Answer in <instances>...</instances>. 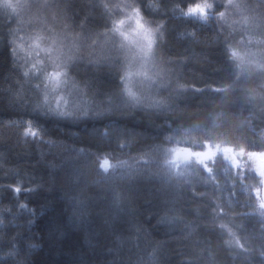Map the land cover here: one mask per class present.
Wrapping results in <instances>:
<instances>
[{
    "label": "trees",
    "instance_id": "1",
    "mask_svg": "<svg viewBox=\"0 0 264 264\" xmlns=\"http://www.w3.org/2000/svg\"><path fill=\"white\" fill-rule=\"evenodd\" d=\"M101 2L49 0L38 14L39 19L33 20L34 29L48 32L50 27L70 38L80 33L83 25L85 36L92 34L95 39L108 24ZM139 2L146 5L147 0ZM189 2L162 0L163 8L158 13L145 7L146 15L166 21L163 55L157 57L159 69L154 68L153 73L157 83L150 88L154 90L153 98L160 100L164 96L174 111L129 105L121 92L117 59L114 63L103 61L101 67L86 65V69L80 66L71 71L88 92L86 99L101 94L99 102L103 104L94 109L88 104L89 111L99 114L70 122L42 105L41 91L33 86L35 81L22 76L10 38L16 14L25 15L26 11L16 7L15 2L0 0V264H189L200 248L214 254L213 264H260L258 255L250 259L243 254L229 256L221 237L207 227L212 219L209 204L218 201L227 212L223 222L246 235V244L259 249L264 232L259 228L260 219L249 213L247 194L237 192L233 196L225 185L220 198L211 187H197V191L207 193L200 199L191 194L188 186H173L144 175L130 180L103 175L95 155L88 157L113 152L133 156L177 143L198 148V142L205 137L245 145L255 140L253 146H261L257 135L245 138L236 131L238 122L229 123L232 139L204 128L192 131L191 139L175 136L181 127L204 120L214 104L220 103V94L208 87L224 86L233 73L214 23L201 27L169 11L176 3ZM31 3L35 10L41 0ZM51 11L59 15L54 19ZM30 18L31 14L25 17ZM65 24L69 27L65 28ZM193 28L198 33L197 41L181 35ZM25 30L31 31L26 25ZM103 39L100 36L97 44ZM85 41L92 44L91 40ZM95 45L91 58L85 54L81 57L94 60L101 53L108 54ZM169 68L173 71L168 72ZM157 71L165 82L173 81L171 88L179 79L204 91L168 96L165 92L171 88L155 86L161 80L154 75ZM29 122L38 135L24 139ZM168 134L174 135L171 142L164 141ZM14 187L21 191L15 193ZM240 224L243 229L238 228ZM185 225L195 228L187 240L182 239L190 230ZM223 238H228L226 232ZM192 264L197 262L193 260ZM199 264H204L203 260Z\"/></svg>",
    "mask_w": 264,
    "mask_h": 264
},
{
    "label": "snow or ice",
    "instance_id": "2",
    "mask_svg": "<svg viewBox=\"0 0 264 264\" xmlns=\"http://www.w3.org/2000/svg\"><path fill=\"white\" fill-rule=\"evenodd\" d=\"M23 3L26 14H16L15 27L11 30L10 43L13 55L18 59V52L25 53V64L28 66L25 68L20 65L22 76L25 79H33L35 81L33 86L36 89L43 88L41 95L44 104H48L50 101V89L55 94V110L61 116H71L72 113L66 110L68 100L65 99L60 88L61 85L68 84H71L73 88L80 87V83L71 74V67L84 58L72 53L71 48L68 52L64 51L68 47L65 43L69 38L68 35H47L42 30L34 29L33 20L39 19L38 14L48 5L49 0H41L40 7L35 10L31 0H23ZM100 7L108 18L104 32L97 33L96 38L93 39L92 34L85 36L83 25H81V32L72 36V40L73 42L81 39L91 40L92 44L89 45L91 47L97 44L100 36H103L104 39L99 43L101 49L110 40L117 52L116 57L112 59L101 53L96 59H89L88 63L98 65L103 61L114 63L115 60H120L117 67L121 92L133 106L142 105L145 99L144 91L133 90L132 78L134 76L142 77L143 80L157 83L156 80H153V75H150V72L152 68L159 69L157 57L162 58L166 41V21L156 20L146 15L145 7L153 13H158L163 8L162 0L159 2L147 0L146 5H141L139 0H102ZM169 11L172 15L179 13L185 21H190L201 27L216 24L219 29L218 37L222 36L220 43L223 45L226 59L233 69L231 80L224 83V86L208 87L213 92L220 94V103L214 104L204 120L181 127L175 136H179L181 139L185 137L191 139L192 131L204 128L211 133H219L221 136L232 139L233 129L229 127V123L238 122L236 131L243 133L245 138L249 135L255 137L257 129L260 130L261 146H253L256 143L255 140L245 145L244 143L231 144L223 140L214 142L205 137L198 142V148L181 147L179 143L167 148L161 163L166 166L173 177L178 178V183H180L179 178L184 176V170L197 166L203 172L208 173L212 181H215V176L212 175L213 167L210 165L215 163L217 157L223 156V159L236 170L237 178L241 182L253 181L250 189H246V191L249 199L254 198L258 204L259 228L264 232V0H220L219 6H217V0H190L187 4L176 3ZM29 14H31V18L25 19ZM51 15L55 19L59 13L51 11ZM25 25L31 31L21 35ZM236 25H240V27L237 28ZM68 27L65 24V28ZM49 31H54V29L50 28ZM181 35H187L193 41L198 40L195 28L193 31ZM72 47L79 50L78 44L73 43ZM121 53H123V59H121ZM33 57L34 62L29 64V60ZM160 71L154 75L159 77ZM172 71L171 68L168 69V72ZM172 84L173 81L169 79L166 83L161 82V87L168 90ZM175 85V88L168 91V96L179 97L188 92L200 93L204 91L195 84L181 83L179 79L175 81ZM82 91L86 92L84 88ZM157 91L159 92V90ZM161 97L160 100H151V103L145 106L153 109L163 107L174 111L170 108L167 99L164 96ZM61 104L64 105L63 108H61ZM84 115H87V111L84 112ZM24 135L36 137L38 130L33 129L29 122L24 129ZM173 138V134H168L164 137V141L171 142ZM142 162L148 163V160ZM113 167L114 165L107 157L100 162V168L104 172H108ZM190 183L191 181L185 179L182 181L181 187L186 188L185 185ZM187 189L193 196L200 199L207 195L206 192ZM13 191L18 194L21 188L14 187ZM230 194L236 195L234 191ZM20 207L24 208L25 206L21 205ZM196 211L199 214L198 208ZM209 214L212 219L207 227L211 232L221 237L229 256L236 258L243 254L245 259H250L258 255L260 264H264V243L259 249L246 244L245 240L248 239L246 235L238 234L223 222V217L227 215V212L218 201H212L209 204ZM169 222L172 220L169 219ZM0 223H3V220H0ZM185 228H190L182 238L187 240L195 232V228H191L190 225H185ZM238 228L243 229L244 225L240 224ZM225 232L228 238H223ZM205 251H207V257L204 256ZM13 254L14 252L9 253V255ZM213 255L207 248H200L197 255L189 260V264H192L193 260L197 264L201 260L204 264H213Z\"/></svg>",
    "mask_w": 264,
    "mask_h": 264
},
{
    "label": "rangeland",
    "instance_id": "3",
    "mask_svg": "<svg viewBox=\"0 0 264 264\" xmlns=\"http://www.w3.org/2000/svg\"><path fill=\"white\" fill-rule=\"evenodd\" d=\"M8 1L10 3L15 2L16 7H18L19 3H21L20 0H8ZM219 2H220V0H217V4H219ZM5 7L7 8L6 5H5ZM18 8L21 9L22 6H19ZM23 8L21 10H23ZM8 9L10 11L14 12L12 8H8ZM42 25L46 26L47 24L42 23ZM214 25L218 29L217 25L216 24H214ZM236 27L239 28L240 25H236ZM47 29L49 30L50 27H47ZM27 31H30V30H25L23 32V35ZM44 33L47 35L60 34V33H58V31L56 29H54V31H48V32H44ZM71 36L68 40L65 41V43L68 45V47H66L64 49L65 52H68L69 48H71L72 53H74L75 55H78V56H81V54H85L86 58H89V57L91 58L92 55H94V50H93L92 46L89 47L90 44L87 41H85L84 39H81L79 41L73 42ZM73 43L79 45L78 51L75 47H72ZM95 46H99V44H96ZM105 50H107V52H108V54H106L107 56H113L110 58L113 59L114 57H116L117 52L113 48V45H112L110 40L104 46L103 49L100 48V52H104ZM41 55H43V54H41ZM121 57H122L121 59H123V53H121ZM18 59L20 61V65L21 64L23 66L26 65L25 64L26 56H25L24 52H18ZM31 62H34V57H33V59L29 60V64ZM125 63H127V61H125ZM86 65L91 66V67H101L102 65H104V63L94 65V64H89L88 60L82 59L80 61H77V63L71 67V71H73V70L75 71V69L77 67H80V66L83 69H86L87 68ZM27 66L28 65H26V67ZM49 70H51L50 67H49ZM153 73H154V68L151 69L150 75H153ZM159 78L160 79L163 78L161 74H160ZM164 79L158 81L160 83L155 84V86L160 87L161 82L166 83ZM79 83H80V81H79ZM151 84H154V83H152L151 81L143 80L142 77L134 76L132 78L133 90H143L144 91L145 99L143 101V104L139 105V107H146L145 105L151 103V100L152 101L156 100L155 98H153L154 90L150 88ZM40 91L42 92L43 88H41ZM60 91L64 93L65 99L68 100L66 110L72 113L71 116H61V115H59L58 111L55 110V94L52 93L50 91V89H49V100H50L49 103L44 104L42 97H41V100H39V102H41L42 105L51 108L52 113L54 112L53 113L54 115H56V116L58 115L64 119L70 120V122H79V121H82L85 119H90L95 114H99V113H94L93 111H89L87 105L91 104L90 107L93 109L96 107L98 108V106L103 104V103L99 102V98H100L101 94H99L97 96H89V99H86V96H88V92L86 91L83 93L81 87L73 88L71 84L61 85ZM165 93L168 94L167 92H165ZM128 104L133 106L131 102H129ZM63 107H64V105L61 104V108H63ZM134 107H138V106H134ZM146 108H148V107H146ZM85 111H87V115H84ZM257 136L261 139L259 129H257ZM28 137L29 136H25L24 132H23V138L27 139ZM175 145L176 144L165 145L162 147H156V148L151 149L149 151L141 152V153H138V154L133 155V156L132 155H126L125 153H122V152H121L122 155L119 154L120 152H118V153L113 152L110 155H107V154L97 155L96 153H94L88 157L92 159L93 155H95V160L98 159V164H100L101 160L104 159L105 157H107L110 160L111 164L114 165V167L110 168V170L108 172H104L101 169V172L103 175L105 174V175H111V176H120V177H124L126 180L136 178L139 175H144V176L153 178L155 180L164 181L166 183L170 182L171 185H173V186L175 184L181 185L182 181L187 179V180L191 181V183L189 185H185V186H188V187L195 189V190H198L197 187L200 189H206L208 187H211V189L214 192H216L220 198H223L222 195L220 194V192H223V190H224L223 186L226 185L227 189L229 188L232 192L234 191L236 194H237V192L247 194L248 199H249V195H248V192L246 191V189H250L253 181L248 180L246 182H241L237 178L236 170L233 169L230 166V164L223 159V156L217 157L215 163L210 165L211 167H213V174L212 175L215 176V181H212L209 174L206 172H203V170L197 166V167L192 168V169L184 170V176L179 178L180 183H178L177 182L178 178L173 177L168 172L166 166H164L161 163V160H162L163 156L165 155V150L167 148L175 146ZM179 146H181V145L179 144ZM143 160H148V163H143L142 162ZM206 181H207V183H206ZM234 196H237V195H234ZM250 202H251V204H249L248 207L251 210L249 211V213L253 214L258 219H260L259 214H258L259 213L258 204L255 202L254 198L251 199Z\"/></svg>",
    "mask_w": 264,
    "mask_h": 264
}]
</instances>
